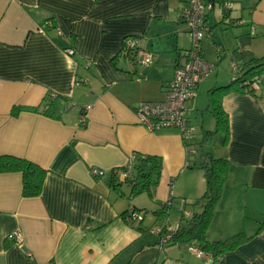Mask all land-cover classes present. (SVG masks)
Wrapping results in <instances>:
<instances>
[{
  "label": "crops",
  "instance_id": "crops-1",
  "mask_svg": "<svg viewBox=\"0 0 264 264\" xmlns=\"http://www.w3.org/2000/svg\"><path fill=\"white\" fill-rule=\"evenodd\" d=\"M178 1L0 0V156L46 170L35 197L22 196L20 172L0 173V264H264V73L253 93L222 96L227 135L214 133L208 151L227 160V175L205 237L246 238L219 260L162 241L199 210L205 179L196 164L210 139L203 133L215 129L211 89L229 83L232 64L264 56V0L217 4L199 43L213 69L183 109L192 136L138 125L136 106L164 97L177 54L190 45ZM130 37L153 54L148 66L120 53ZM133 153L162 161L150 194L112 183ZM165 203L163 220L154 212ZM130 209L143 210L142 220L125 217Z\"/></svg>",
  "mask_w": 264,
  "mask_h": 264
},
{
  "label": "trees",
  "instance_id": "trees-1",
  "mask_svg": "<svg viewBox=\"0 0 264 264\" xmlns=\"http://www.w3.org/2000/svg\"><path fill=\"white\" fill-rule=\"evenodd\" d=\"M215 1H217L218 3H222L223 0ZM207 24L208 23L206 21V25ZM207 36H209V32L208 35H206L204 38H206ZM198 47L201 57L203 58V60H205L202 54V50H200L199 44ZM179 52L177 54L176 60L178 59ZM248 60L249 61L244 62L240 66L236 65V68L232 71L233 75L228 84L217 86L211 89V108L209 110L211 111L215 119V129L212 132L209 131V133H203L204 139L212 137V135L217 132L227 135L226 132L228 129V117L221 106L222 96L233 91L244 93L254 92V90L251 88L250 83L252 82V79L254 77L264 73V56L259 58H251ZM49 103L51 102L49 101L45 104L47 105L45 113L49 116H52L53 113H49L48 111L51 105ZM32 111H37V108H32ZM132 156V161H130L131 171L121 179L116 173L117 171L121 170L122 167L114 170L111 174L112 183L114 184V186L121 183H127L128 186H130L132 195H136L141 192H147L150 194L151 189L158 182L160 176L159 172L162 168V161H160V157L153 155L133 153ZM196 167L203 171V176L205 179V191L193 203V206L195 208H199V210L195 211L188 220L184 219L185 221L179 226V228L171 233L169 241L171 240L172 243L176 242V244L184 243L186 245L197 246L206 254L205 257L202 258H214L219 260L221 256L220 254L234 250L246 238L243 232L236 233L223 240L208 241L205 237L204 231L207 229L211 221L210 218H212L213 215V211L215 208L214 205H216L217 201L220 198L219 194L221 193L222 185L224 183L223 181H225L226 179L227 160L224 158L214 157L209 152H204L201 160L196 164ZM2 172L21 173V191L22 196L24 197H35L40 194L44 181L43 177L46 174V170L41 168L40 166H37V164L29 160L27 161L26 159L10 155L0 156V173ZM169 207L170 205L168 203L161 204L160 208H158V210L154 213L156 214V216H159L164 220L166 219ZM130 210L142 211L138 209ZM128 216L129 214L127 213L125 217Z\"/></svg>",
  "mask_w": 264,
  "mask_h": 264
},
{
  "label": "built area",
  "instance_id": "built-area-1",
  "mask_svg": "<svg viewBox=\"0 0 264 264\" xmlns=\"http://www.w3.org/2000/svg\"><path fill=\"white\" fill-rule=\"evenodd\" d=\"M182 7L178 11L179 18L187 26V34L190 46L179 52L178 59L174 65L172 79L165 86L164 97L159 101H142L135 108V116L138 125L152 132L163 128H177L184 138H189L194 131V126L189 124L184 115V106L188 98L195 94L197 85L211 72L213 66L203 60L198 50L199 42L208 35L209 27L206 25V12L213 9L214 6L221 5L224 9L232 6V0H223L218 3L215 0H180ZM122 55L126 59H132L139 66H148L153 60V54L138 47L134 38H126L123 40ZM73 49H66V55L71 56ZM233 70L235 65L232 64ZM143 77L138 75L136 80L140 81ZM259 78L252 79L251 88L256 90ZM88 106L83 107L80 114V123L85 122V111ZM133 156L127 160L122 169L117 171V175L122 179L131 171V162ZM90 175L101 178L104 171L96 168H90ZM144 211H130L129 218L132 220H142ZM175 231V230H174ZM17 243L21 241L19 232H14ZM170 236L162 241H166ZM188 250L195 256L205 257V252L194 245H188Z\"/></svg>",
  "mask_w": 264,
  "mask_h": 264
},
{
  "label": "rangeland",
  "instance_id": "rangeland-1",
  "mask_svg": "<svg viewBox=\"0 0 264 264\" xmlns=\"http://www.w3.org/2000/svg\"><path fill=\"white\" fill-rule=\"evenodd\" d=\"M197 117L199 119L197 121L192 122V123L196 124L199 127V125L201 123L200 121H202V120H201L200 115H198ZM204 117L206 118V120H205L206 124H204V125H205V127H208V124L210 125V122L213 121V117L209 113H205ZM209 120H211V121L209 122ZM216 138H218V136H214V137L212 136V137H210V139L207 140V142H205L203 145H201V147H203V150L208 152L210 150V148L212 147L211 145H213V142H215Z\"/></svg>",
  "mask_w": 264,
  "mask_h": 264
}]
</instances>
